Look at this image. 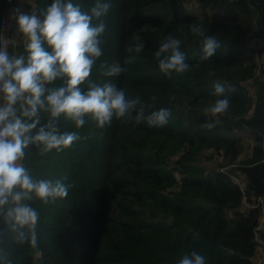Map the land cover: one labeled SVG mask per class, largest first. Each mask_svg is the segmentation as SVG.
Instances as JSON below:
<instances>
[{
  "label": "trees",
  "instance_id": "trees-1",
  "mask_svg": "<svg viewBox=\"0 0 264 264\" xmlns=\"http://www.w3.org/2000/svg\"><path fill=\"white\" fill-rule=\"evenodd\" d=\"M262 1L110 0L101 37L103 55L90 78L111 79L128 99L139 97L137 108L143 107L146 115L168 108L169 121L149 127L114 118L100 129L87 120L76 129L61 117L60 131H77L80 141L47 154L30 145L23 163L33 176H67L73 187L55 203L32 201L40 213L39 244L32 248L6 236L3 255L11 264H177L193 250L205 256L206 264H251L258 213L234 210L241 190L231 175L243 179L248 198L264 196V77L259 74L263 81L249 84L256 88L253 94L242 86L239 82L253 76L255 63L247 58L248 66H241L230 47L243 44L246 37L264 41L258 34ZM73 2L87 11L95 0ZM51 3L36 0L34 11L42 15ZM194 3L199 16L188 10ZM4 8L0 0V19ZM193 24L221 44L209 61H199L201 45L190 31ZM169 35L181 40L190 66L183 74L166 76L159 70L154 53ZM141 42L142 52L127 50ZM26 44L17 47L18 56H27ZM132 56L136 59L129 63ZM114 62L125 71L119 77L102 76L100 64ZM221 73L230 106L226 115L214 119L204 114V107L218 98L212 95L215 82L209 81L220 79ZM61 85L58 80L53 86ZM45 122L42 114L41 124ZM209 123L214 127H206ZM220 128L224 133L249 132L253 141L243 159L238 160L236 138L220 135ZM208 149L237 164L235 170L206 172L200 160Z\"/></svg>",
  "mask_w": 264,
  "mask_h": 264
},
{
  "label": "clouds",
  "instance_id": "clouds-1",
  "mask_svg": "<svg viewBox=\"0 0 264 264\" xmlns=\"http://www.w3.org/2000/svg\"><path fill=\"white\" fill-rule=\"evenodd\" d=\"M111 7L110 0H95L85 11L73 0H52L42 15L33 10H14L17 30L27 40V56L10 55L6 48H0V264H11L3 255V242L9 234L18 244L38 247L40 213L32 201L55 203L65 199L73 187L66 183L67 176L38 179L23 163L30 145L40 154H47L71 148L82 139L77 131H60L61 117L76 129L87 120L100 129L110 126L114 118L134 120L136 124L146 122L149 127H163L169 121L168 108L146 115L143 107L137 108L139 97L128 99L111 79L95 82L90 78L103 55L101 37L107 27L104 17ZM190 31L199 38V61H209L221 47L220 42L200 25L193 24ZM180 46L181 40L169 35L154 53L159 70L166 76L189 70ZM143 49L141 42L127 50L138 54ZM135 59L132 56L128 62ZM99 67L107 78L119 77L125 71L118 62L101 63ZM58 80L62 85L53 86ZM213 88L212 95L218 98L205 111L215 119L227 114L230 99L225 95V82L217 79ZM42 114L46 117L43 124ZM177 264H206V258L193 250Z\"/></svg>",
  "mask_w": 264,
  "mask_h": 264
},
{
  "label": "built area",
  "instance_id": "built-area-1",
  "mask_svg": "<svg viewBox=\"0 0 264 264\" xmlns=\"http://www.w3.org/2000/svg\"><path fill=\"white\" fill-rule=\"evenodd\" d=\"M5 8L8 9L11 6H18V9L21 11L22 8L30 7L33 10L36 9V0H4ZM7 17L2 15L0 19V48H6L10 53L11 48H16L21 44L27 43L26 38L17 30V26L13 25V27L9 30L7 26ZM258 39H254V42ZM257 47L251 50L255 53V70L256 74H264V41L258 40ZM233 175V174H232ZM231 175V177H232ZM234 178L239 181L232 182L238 185L241 190V198L236 208L234 209L240 215H248L251 211L256 210L258 213V220L256 225L253 228V242L255 244V251L253 256L250 258L251 264H264V196L248 198L244 189L243 179L233 175Z\"/></svg>",
  "mask_w": 264,
  "mask_h": 264
},
{
  "label": "rangeland",
  "instance_id": "rangeland-1",
  "mask_svg": "<svg viewBox=\"0 0 264 264\" xmlns=\"http://www.w3.org/2000/svg\"><path fill=\"white\" fill-rule=\"evenodd\" d=\"M198 6L199 5L197 3H194L192 6L189 7L190 9H188V10L190 12H194V14H197L199 16L201 14V12H199V10H197ZM27 8L29 10H33L30 7H27ZM255 13H256V9H255ZM252 25L255 28V26H256L255 25V16H254ZM7 26L9 27V20H7ZM247 39H248V37H246L245 42L243 44L239 45L238 47H236V46H231L230 47V48L235 50L236 58L238 59V63L241 66H248L247 58H250V60H251V58L255 59V53H254L255 51L253 52L251 50V48L254 49L255 47H257V44H258L257 42H259L258 40L254 42L253 38L250 39V40H247ZM25 44L26 43L21 44V45H25ZM259 44H258V46H259ZM11 49H10V52H11ZM12 55H14V53ZM224 76H225L224 73H221L220 75L217 76V78H220V80L222 82H224ZM263 77H264V74H263ZM253 79L254 80L256 79L258 81H263L262 78H260V76L256 74L255 67H254V70H253V76L251 78H249L248 80L241 81L239 83L242 86L244 85V87L247 90H249L250 93H252L256 89L254 85H249V84L252 83ZM216 80L217 79L211 80L209 82H215ZM207 108H208V106H205L204 110H206ZM204 114L207 116L208 113L205 111ZM218 132H219L220 135L232 136V137L236 138V140H237L236 151L240 152V154L238 156V160L243 159L246 156V154L248 153V151L251 149V144H252L251 141H253V140H251L250 134H249V132L246 129L235 130V131L232 130V131L224 133V129L220 128V129H218ZM200 163H201L202 167L205 169V171L209 172V173L211 171H216V170H218L220 172H222V171L228 172L229 170H233V169L235 170V167L237 165L235 163L229 164L228 160L224 159L223 156L221 155V153L215 154L214 151L209 150V149L206 150L205 153L203 152V154L201 155ZM232 178L236 182L239 181L238 179L234 178L233 175H232L231 179ZM227 215L231 216V214L229 212H227ZM160 219L163 220V216H160ZM156 221H159V219H156Z\"/></svg>",
  "mask_w": 264,
  "mask_h": 264
},
{
  "label": "crops",
  "instance_id": "crops-1",
  "mask_svg": "<svg viewBox=\"0 0 264 264\" xmlns=\"http://www.w3.org/2000/svg\"><path fill=\"white\" fill-rule=\"evenodd\" d=\"M18 9V6H11L8 9H6V11L3 12V15H5L8 20H9V30L13 27V25H16L15 19H14V10ZM21 11L23 12H30L31 10H29L28 8H22ZM14 53V55H18L17 54V48H12L10 55H12Z\"/></svg>",
  "mask_w": 264,
  "mask_h": 264
},
{
  "label": "water",
  "instance_id": "water-1",
  "mask_svg": "<svg viewBox=\"0 0 264 264\" xmlns=\"http://www.w3.org/2000/svg\"><path fill=\"white\" fill-rule=\"evenodd\" d=\"M260 11L258 15V34L264 37V0L259 4Z\"/></svg>",
  "mask_w": 264,
  "mask_h": 264
}]
</instances>
